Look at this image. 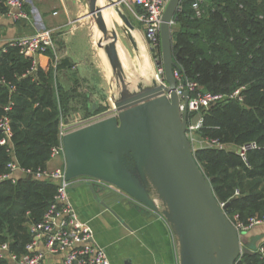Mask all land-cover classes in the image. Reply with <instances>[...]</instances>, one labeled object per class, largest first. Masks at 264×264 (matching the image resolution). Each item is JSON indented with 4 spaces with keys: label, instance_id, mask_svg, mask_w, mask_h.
<instances>
[{
    "label": "trees",
    "instance_id": "obj_1",
    "mask_svg": "<svg viewBox=\"0 0 264 264\" xmlns=\"http://www.w3.org/2000/svg\"><path fill=\"white\" fill-rule=\"evenodd\" d=\"M0 10H6L3 0ZM177 16L172 26L175 68L203 92L228 96L239 90L237 97L205 109L197 131V137L228 147L197 146L195 158L218 201L229 204L231 220L264 217V0H206L200 17L190 0H182ZM161 48L160 40L154 48L160 59ZM70 95L53 68L33 70V58L18 46L0 48V118L8 116L13 131L10 144H0V176L10 173L12 162L32 173L49 167L63 115L75 112L70 100L77 96ZM84 111L95 114L87 106ZM252 141L260 147L248 153L247 165L235 149ZM56 193V183L34 175L1 180L0 246L7 244L17 256L28 253L34 240L31 225L43 220ZM8 261L0 252V264ZM238 264H264V257L257 250L243 254Z\"/></svg>",
    "mask_w": 264,
    "mask_h": 264
},
{
    "label": "water",
    "instance_id": "obj_2",
    "mask_svg": "<svg viewBox=\"0 0 264 264\" xmlns=\"http://www.w3.org/2000/svg\"><path fill=\"white\" fill-rule=\"evenodd\" d=\"M181 2L171 0L162 17L163 81L152 77L146 82L128 78L118 50L122 40L104 18L103 8L108 4L87 0L102 33L98 46L105 50L117 78L118 92L112 97L117 113L63 137L66 180L88 177L112 184L129 194L136 202L124 199L139 209L162 214L174 233L180 264H238L243 254L255 253L263 241L261 236L251 238L250 231L239 233L226 214L229 204L218 201L211 179L195 158L188 135L189 93L178 94L174 76L172 26L178 20ZM121 17L126 25L121 30L130 38L134 25ZM134 75L138 77L135 70ZM200 118L197 113L191 123ZM86 183L97 197L99 185ZM81 185L75 182L70 187ZM100 188L105 201H110L114 191Z\"/></svg>",
    "mask_w": 264,
    "mask_h": 264
},
{
    "label": "crops",
    "instance_id": "obj_3",
    "mask_svg": "<svg viewBox=\"0 0 264 264\" xmlns=\"http://www.w3.org/2000/svg\"><path fill=\"white\" fill-rule=\"evenodd\" d=\"M99 3L102 6L108 4L103 8L104 18L122 40L118 50L129 80L140 78L149 82L155 77L156 68L152 67L155 71L152 73L143 71L145 62L148 66L152 64V52L144 26L136 16L137 9L119 4L118 0H99ZM23 5L27 13L25 18L13 19L6 5V10L0 11V48L18 38L49 31L52 44L46 54H38L35 59L39 67L53 68L63 89L70 96H77L75 101L70 100L74 113L83 112L86 106L91 112L95 105L97 108L105 106L108 101L114 109L112 97L118 92L117 78L105 50L98 46L102 33L90 15L87 0H23ZM121 15L134 25L129 31L130 38L121 30L126 28ZM103 97L105 101L101 100ZM196 140L205 141L199 137ZM201 143H198L200 147ZM55 159L50 160L48 168L65 166L63 157ZM22 174L17 170L15 177ZM75 182L82 185L69 188L70 200L80 218L92 227L96 242L106 249L112 264H180L174 233L162 214L139 209L133 201H127L117 192H112V199L106 202L105 192L97 187L96 197L87 185L86 177H80L72 184ZM259 236L264 241V225L250 230L251 238ZM36 250L46 254L48 263L61 260L60 255L46 252L43 239L38 240Z\"/></svg>",
    "mask_w": 264,
    "mask_h": 264
},
{
    "label": "built area",
    "instance_id": "obj_4",
    "mask_svg": "<svg viewBox=\"0 0 264 264\" xmlns=\"http://www.w3.org/2000/svg\"><path fill=\"white\" fill-rule=\"evenodd\" d=\"M171 0H118L119 4L127 5L129 8H135L136 16L142 23L145 30V36L149 43L150 49L154 50L159 45L161 40V25L163 14ZM196 16L200 17L204 13V4L206 0H190ZM5 5L8 7V14L13 19L27 17L26 10L23 5V0H5ZM14 9H17L16 13ZM1 11V10H0ZM9 44L16 45L21 49V52L26 56L33 58V70L38 67L35 56L38 54H46L48 47L52 44L51 33L49 31L38 33L35 36H26L11 41ZM157 79L163 81V69L157 72ZM174 76L177 80L176 90L180 96L187 91L189 93L188 103V135L189 138L196 140L197 131L203 124V111L211 105L226 100L228 98H235L239 95V90L231 95L214 94L203 92L200 90L199 84L191 81L183 76L180 70L174 69ZM14 103L11 101L6 107L5 111L12 109ZM115 109V108H114ZM181 109L184 110L182 102ZM197 113H201V118L196 124L191 123V120ZM94 114L87 119L80 120L76 123V127L65 125L63 120L60 125V143L52 148L51 159L63 157V137L76 128H81L91 124L85 123L94 118ZM102 120V119H101ZM97 122V121H96ZM85 123V124H84ZM94 123V122H93ZM74 124V123H73ZM81 124V125H80ZM80 125V126H79ZM0 131L3 137L0 144H10L13 131L11 127V119L4 115L0 118ZM205 140L202 142L203 147H217L227 148L223 143L217 140ZM197 143V145H198ZM200 146V145H198ZM260 146L257 142L252 141L245 143L235 150L241 158L248 164V153L252 150L258 149ZM10 173L0 176V181L15 177V172L19 169L15 162L9 164ZM23 173L32 174L39 179H48L57 184V193L49 210L45 214L43 220L39 223L31 225V231L34 233V240L28 244V253L17 256L9 253L7 244L0 246V252L6 254L8 262L5 264H112L107 254V251L94 238V231L90 224L82 220L70 200L69 188L73 181L66 180L65 166L60 168H47L39 170L35 173L27 170H21ZM86 180L98 184L100 187L108 188L126 199L136 202L129 194L120 188L105 183L100 180L86 177ZM240 190L235 191V195H239ZM224 205L225 203H221ZM232 222L236 225L239 233L242 231H250L256 226L264 225V217H252L248 223L239 221L238 215L234 217ZM43 239L46 252L50 255L61 256V260L55 263H48L46 261V254L42 251H37L36 246L38 240ZM259 252L264 257V247H259Z\"/></svg>",
    "mask_w": 264,
    "mask_h": 264
},
{
    "label": "rangeland",
    "instance_id": "obj_5",
    "mask_svg": "<svg viewBox=\"0 0 264 264\" xmlns=\"http://www.w3.org/2000/svg\"><path fill=\"white\" fill-rule=\"evenodd\" d=\"M106 12V11H105ZM106 14H107V12H106ZM162 49V48H161ZM151 52H152V60H151V62H152V65H153V67H155L156 68V71L158 72V71H160V70H162L163 69V58H161L160 59V56L159 57H157V55H155L154 54V50H151ZM146 64V63H145ZM144 64V66H143V71L145 72V73H147V71L149 70V72L151 71H153L152 70V65H151V63H150V66H148V64L147 65H145ZM148 69V70H147ZM153 72H155V71H153ZM158 74V73H157ZM157 74H156V72L154 73V75L155 76H157ZM101 100L102 101H105V98L103 97V98H101ZM108 104H109V101L107 102ZM102 104H103V102H102ZM108 104H106L105 106H107V107H105V106H102V108H100L99 110H100V112L99 113H95L94 115V118H92V119H90V121H86L85 123H93V122H96V121H99V120H101V119H105V118H107V117H110V116H112V115H115L117 112H116V110L115 109H113V107L111 106V102H110V105H108ZM91 108H93V106H91L90 107V109ZM105 108V109H104ZM88 113L89 112H85V111H83V112H80V113H72L71 115H68V113L67 114H64L63 116V122H64V124L65 125H69V126H72V127H74V129H75V125H76V123L78 122V121H80V120H83V119H87V118H89L90 117V115H88ZM74 123V124H73ZM84 123V124H85ZM81 125V124H80ZM79 125V126H80ZM76 129H78V128H76ZM191 142H192V140H191ZM192 146H193V149H194V151H196V149H197V142L195 141V140H193V142H192ZM55 160H57V158L55 159ZM55 166H57V165H54L53 167H55ZM153 200L155 201V204L157 205V206H159V207H161V202H160V200L157 198V197H154L153 198Z\"/></svg>",
    "mask_w": 264,
    "mask_h": 264
},
{
    "label": "bare ground",
    "instance_id": "obj_6",
    "mask_svg": "<svg viewBox=\"0 0 264 264\" xmlns=\"http://www.w3.org/2000/svg\"><path fill=\"white\" fill-rule=\"evenodd\" d=\"M121 22V21H120ZM149 60V59H148ZM146 63V62H145ZM152 65V64H151ZM153 67V66H152ZM148 70V69H147ZM153 70V69H152ZM153 72V71H152ZM151 71L149 72V70L147 71V73H152ZM156 74H157V71H156ZM155 76V75H154ZM157 77V76H155Z\"/></svg>",
    "mask_w": 264,
    "mask_h": 264
}]
</instances>
